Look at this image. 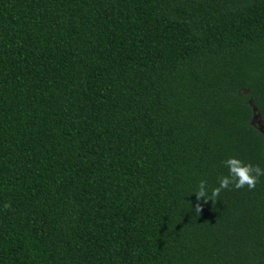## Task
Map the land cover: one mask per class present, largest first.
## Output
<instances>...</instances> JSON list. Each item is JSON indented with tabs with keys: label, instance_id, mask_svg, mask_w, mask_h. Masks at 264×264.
Returning <instances> with one entry per match:
<instances>
[{
	"label": "trees",
	"instance_id": "trees-1",
	"mask_svg": "<svg viewBox=\"0 0 264 264\" xmlns=\"http://www.w3.org/2000/svg\"><path fill=\"white\" fill-rule=\"evenodd\" d=\"M230 157L264 169V0H0V264H264V176L195 195Z\"/></svg>",
	"mask_w": 264,
	"mask_h": 264
},
{
	"label": "clouds",
	"instance_id": "clouds-1",
	"mask_svg": "<svg viewBox=\"0 0 264 264\" xmlns=\"http://www.w3.org/2000/svg\"><path fill=\"white\" fill-rule=\"evenodd\" d=\"M226 167L229 169V174L219 179V186L212 189L211 197L205 199L206 193V181L201 180L198 186V191L195 193L197 201L203 198L204 202L211 200L214 202V198L218 197L222 189L229 188V185H233L236 189L243 188L245 185L251 190L256 187L259 182V178L264 176V169L259 165L246 164L238 158H228L225 161ZM5 208H10V204H5ZM196 214L201 211L199 203L195 205L194 209Z\"/></svg>",
	"mask_w": 264,
	"mask_h": 264
}]
</instances>
